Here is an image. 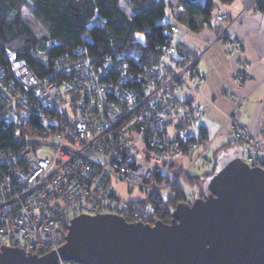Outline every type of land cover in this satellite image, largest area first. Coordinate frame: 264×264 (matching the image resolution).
<instances>
[{"label": "built area", "instance_id": "built-area-1", "mask_svg": "<svg viewBox=\"0 0 264 264\" xmlns=\"http://www.w3.org/2000/svg\"><path fill=\"white\" fill-rule=\"evenodd\" d=\"M215 16L229 18L220 7ZM163 31L168 43L147 66L118 56L100 60L80 45L40 76L7 49L6 62L0 61V124L8 125L11 137L0 142L1 246L40 255L58 251L66 241V225L81 214L112 213L153 224L156 206L146 198L173 194L174 186L207 158L216 135H208L201 124L205 104L180 95L182 87L201 91L202 80L194 60L174 57L178 26L164 23ZM226 52L240 53V42L228 40ZM250 66L248 59L237 58L227 96L234 97L251 77ZM206 100L215 105V99ZM223 126L249 165H263L256 152L264 150V142L249 132L238 108L225 113ZM190 156L192 167L175 168ZM120 184L147 197L125 199Z\"/></svg>", "mask_w": 264, "mask_h": 264}, {"label": "water", "instance_id": "water-1", "mask_svg": "<svg viewBox=\"0 0 264 264\" xmlns=\"http://www.w3.org/2000/svg\"><path fill=\"white\" fill-rule=\"evenodd\" d=\"M242 150L219 152L203 181L207 196L171 207L170 222L81 214L58 251L0 245V264H264V165H249Z\"/></svg>", "mask_w": 264, "mask_h": 264}, {"label": "trees", "instance_id": "trees-1", "mask_svg": "<svg viewBox=\"0 0 264 264\" xmlns=\"http://www.w3.org/2000/svg\"><path fill=\"white\" fill-rule=\"evenodd\" d=\"M232 1L206 0L203 3L201 0H178L189 18L204 16L206 22H211L217 8ZM25 8L42 24L45 35L38 36L26 22ZM255 8L264 12V0H255ZM167 9V0H0V61L6 62V51L10 49L44 76L53 68V60L82 45L100 60L118 56L133 65H151L159 59L162 46L168 43L164 24L160 23L165 19ZM191 25L194 27L192 22ZM176 47L178 51L177 42ZM37 55H45L48 60L39 59ZM2 105L0 93V110ZM50 116L63 122L58 113ZM38 123L43 125L41 120ZM7 126L0 124V142L11 137ZM9 127L12 130L14 125ZM221 151L215 153L211 171L203 175L188 173L183 180L202 186L204 179L214 171ZM262 151H257L256 156L264 165ZM173 190V194L167 197L151 193L146 198L155 204L157 216L164 222L171 221V207L187 201L180 182Z\"/></svg>", "mask_w": 264, "mask_h": 264}, {"label": "crops", "instance_id": "crops-1", "mask_svg": "<svg viewBox=\"0 0 264 264\" xmlns=\"http://www.w3.org/2000/svg\"><path fill=\"white\" fill-rule=\"evenodd\" d=\"M167 1V14L160 23L178 26L176 59L194 60V72L202 80L201 91L182 87L180 95L205 104L201 124L208 135H216L209 154L233 147L231 133L222 125L225 113L236 108L249 132L264 142V12L255 8V0H233L220 6L229 15L227 20L219 21L214 16L206 22L204 16L189 18L178 0ZM231 39L241 45V52L235 56L226 52ZM238 57L250 61L251 77L231 98L225 91L234 85ZM207 97L215 99L214 106L206 103Z\"/></svg>", "mask_w": 264, "mask_h": 264}, {"label": "rangeland", "instance_id": "rangeland-1", "mask_svg": "<svg viewBox=\"0 0 264 264\" xmlns=\"http://www.w3.org/2000/svg\"><path fill=\"white\" fill-rule=\"evenodd\" d=\"M126 9L129 11L128 7H126ZM23 14H24V18H25L26 22L31 26V28L34 30V32L38 36H43L46 34V31H45L44 27L42 26V24L38 21V19L27 8H25L23 10ZM37 57L39 59H43L44 61L48 60V58L45 55H37ZM234 94H235V91H234ZM224 118H225V115H224ZM213 154H214V152L211 151V153L208 154L207 158L204 161H201L199 164H197L196 166H193V167L191 166L193 163V161L191 160V156L190 157H184L175 163V168H177L178 166L183 164L185 167H192L190 174H192V175H203L205 172H209L213 168L214 160H215L214 159L215 155H213ZM181 184H182V186L185 190V193L187 195H191V193H193L195 190L198 189V185H195V184L192 185V184L188 183L186 180H182ZM119 189L122 192L123 197L125 199H128V200H139V199H145L147 197V193L142 191L139 188H134L131 192H127L124 185L120 184ZM168 193L171 194V191L169 190Z\"/></svg>", "mask_w": 264, "mask_h": 264}, {"label": "flooded vegetation", "instance_id": "flooded-vegetation-1", "mask_svg": "<svg viewBox=\"0 0 264 264\" xmlns=\"http://www.w3.org/2000/svg\"><path fill=\"white\" fill-rule=\"evenodd\" d=\"M206 196H207V192L203 188V185H202V186L198 187V189L195 190L193 193H191V195H187L186 200L189 202H193L198 197H206Z\"/></svg>", "mask_w": 264, "mask_h": 264}]
</instances>
